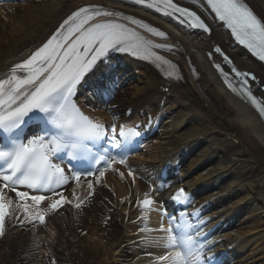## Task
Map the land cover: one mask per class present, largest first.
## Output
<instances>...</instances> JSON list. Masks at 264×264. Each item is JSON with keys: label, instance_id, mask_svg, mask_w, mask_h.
Returning <instances> with one entry per match:
<instances>
[{"label": "snow or ice", "instance_id": "6c2138e0", "mask_svg": "<svg viewBox=\"0 0 264 264\" xmlns=\"http://www.w3.org/2000/svg\"><path fill=\"white\" fill-rule=\"evenodd\" d=\"M132 2L154 9L190 29L210 32L209 26L196 12L180 7L174 0ZM202 3L230 30L239 45L264 62V19L258 18L245 0H202ZM98 17L110 19L98 20ZM137 29L167 38L166 33L158 28L114 9L99 5L80 6L63 20L42 46L20 63L12 65L8 74L0 78V236L5 233L6 217L13 214V204L19 212L15 219L20 225H45L49 213L72 203L59 189L70 180L79 184L82 176H95L99 183L106 170L114 164H126L127 156L136 150L142 136L140 125L121 124L117 134V125L113 123L110 134L105 123L84 114L82 105L75 98L85 76L98 62L109 63L111 53L128 54L149 61L166 77L181 78L178 66L155 51L164 49L171 52L173 46L154 43ZM214 52L223 57L225 64L232 65V60L220 47H215ZM215 67L226 86L246 99L264 117V100L258 99L252 88L256 76L232 66L233 79L220 64ZM94 95L100 96V104L111 111L107 91ZM31 125H35V131L28 136L26 130ZM65 163L71 165L67 170ZM82 164L87 166L81 167ZM128 175L133 176L132 170ZM87 187V197H91L94 194L91 180L87 181ZM5 189L15 193L16 200L6 199ZM87 197L77 196L74 191L76 203L73 206L80 208ZM175 197L181 205L189 202L183 189L178 190ZM46 201L47 206L42 207ZM153 203L145 194L142 205ZM179 213L177 228L187 223L186 211ZM203 240L206 237L201 243ZM210 250V245L205 246V251ZM203 264H215V256L204 257Z\"/></svg>", "mask_w": 264, "mask_h": 264}, {"label": "bare ground", "instance_id": "6f19581e", "mask_svg": "<svg viewBox=\"0 0 264 264\" xmlns=\"http://www.w3.org/2000/svg\"><path fill=\"white\" fill-rule=\"evenodd\" d=\"M87 1L48 0L47 3H43V0L39 2L25 0L24 3H1L0 77L5 76L6 72L14 65L13 63H17L29 50H33L35 46L42 43L51 30L59 26L70 12ZM245 1L264 19V0ZM119 6L128 7L123 3ZM121 12L137 15L128 10H121ZM144 20L149 21L148 18H144ZM227 39V34H224L218 26L213 27V32L209 37L183 33L170 35L169 43L175 49L168 52V56L180 70L184 67L182 71L189 74L184 83L175 84L180 93L179 97L174 99V108L165 107L167 99L162 89L167 86V79L163 77L164 75L152 65L136 60L130 62L132 69L129 74L137 78L140 87H136L137 92L131 95L133 96L132 100L128 95L125 97L119 95L113 104H117L115 106L119 108L124 102L127 104L132 102V104L136 103L135 108L138 109L141 104L152 105L156 95L159 96L156 108H160L165 113L166 119L169 120L166 126L168 133L158 136L159 142H162V145L164 142V146L153 152V155L150 156L151 160H160L176 152L179 148L188 149L192 146L193 138L202 135V133L204 135L205 131H213L211 134V140H214L212 146L205 145L200 148L198 155L187 160V170L197 168L207 159L214 158L215 164L209 168L210 174H202V171L209 169H195L198 172L193 181L199 183V186H203L212 181L213 173L216 174L215 178H218L230 174L235 169L234 175L231 174L230 181L232 182L215 191L232 187L230 192L237 190L239 194H242L239 199H236L234 203L236 206L251 207L249 213L259 212L251 223L253 231H257V235L254 236V247L256 248L253 250L256 253L261 252L258 258L262 259L264 257V127L260 123L259 117L251 109L223 88L211 69L207 51H210L211 43L214 41L233 54L235 63L240 68L255 70L258 74H261L262 70L252 60L247 59L243 52L233 48ZM190 69L193 70V73ZM182 77H184V73ZM160 98L164 100L162 107L159 102ZM189 111H195L197 116L192 118L188 115ZM95 115L103 120L101 114L95 112ZM228 135L237 138L239 144L228 140ZM107 184L113 193L116 187L120 196L128 194L118 186L112 176H109ZM85 192L86 188L83 187L82 194ZM94 192L93 206L80 209L73 214L68 210H62L55 219L51 220V226L47 228L46 234H55L58 241H64L67 244H71L73 240L85 235L74 244L73 258L76 264H107L115 261L113 258L115 253L123 264H138L140 260L145 259L146 253L154 251L153 256L162 255L164 252L169 253V239L164 232L161 233V243H165L164 247H153V250H147L143 241L147 238L139 237L132 227L125 226L127 220L122 215H120L117 227L108 229L100 227L98 221L101 215L111 208V203H117L116 207H118V201L111 197L112 193L109 195L102 189H97ZM12 199L16 200V197L13 196ZM13 210L15 218L19 215L15 204H13ZM149 223L148 227L151 228L149 232H154L153 227L160 226L162 219L153 215L150 217ZM15 224L17 225L16 233L11 238L0 242V264H43L42 255L39 258L35 255V258L32 259L24 248L30 241L32 228H37L43 234H45V230L32 224L18 225L16 219ZM239 224L237 222L233 224L232 233H235L234 236H242L247 232V230H241ZM105 234L106 236H104ZM129 234L133 235L129 236ZM133 240H135V244L130 243ZM234 240L235 238L233 242H235ZM239 244L240 242L236 245V250L239 249ZM260 264H264V262Z\"/></svg>", "mask_w": 264, "mask_h": 264}, {"label": "rangeland", "instance_id": "374dc122", "mask_svg": "<svg viewBox=\"0 0 264 264\" xmlns=\"http://www.w3.org/2000/svg\"><path fill=\"white\" fill-rule=\"evenodd\" d=\"M36 1V0H35Z\"/></svg>", "mask_w": 264, "mask_h": 264}]
</instances>
